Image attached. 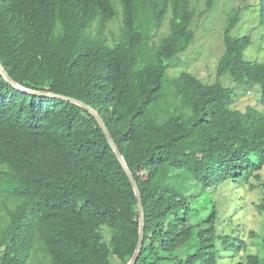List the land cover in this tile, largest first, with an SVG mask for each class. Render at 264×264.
<instances>
[{
    "label": "trees",
    "instance_id": "obj_1",
    "mask_svg": "<svg viewBox=\"0 0 264 264\" xmlns=\"http://www.w3.org/2000/svg\"><path fill=\"white\" fill-rule=\"evenodd\" d=\"M207 1L211 9L215 0ZM262 7L264 14V0ZM195 15L192 0H0L7 73L23 88L95 108L133 173L146 214L137 264H218V242L237 247L217 234L209 197L225 181L259 182L264 216V111L242 112L219 81L228 75L259 86L264 107V62L246 58L250 36L232 35L238 9L227 22L217 82L188 72L171 80V62L195 39ZM117 19L119 35L109 39ZM165 20L168 35L157 42L152 29ZM2 207L0 264H128L138 244L135 191L95 117L21 91L0 73ZM261 233L264 244V220ZM33 252L43 262L33 263Z\"/></svg>",
    "mask_w": 264,
    "mask_h": 264
},
{
    "label": "rangeland",
    "instance_id": "obj_2",
    "mask_svg": "<svg viewBox=\"0 0 264 264\" xmlns=\"http://www.w3.org/2000/svg\"><path fill=\"white\" fill-rule=\"evenodd\" d=\"M115 2L118 4V0ZM262 6L263 0H215L214 6L210 9L207 0H192V7L196 10L192 26L195 39L185 52L178 55L176 61L171 62L172 66L168 70L170 79L179 77L183 72H188L207 85L217 82V67L224 53L223 37L227 22L231 13L238 9H240V18L232 35L250 36L251 45L246 50V58L264 62ZM120 22V19H117L107 27L105 34L109 39L114 36L118 37ZM169 26V21L165 20L160 29H152L155 41L159 42L161 38L168 35ZM219 81L226 88L234 90L236 108L244 112L251 106L264 111L259 86L248 88L237 85L228 75L221 77ZM159 117H162L160 119L162 120L165 114H158ZM259 143L264 148V117L259 126ZM260 174L264 178V166ZM259 187L260 183L257 181H252L251 184L225 181L209 191L210 200L217 202L216 206L219 211L217 234L229 236L237 246L226 250L223 243L218 242V264H248L246 260L249 255L264 257L263 234L261 233L264 216L256 207L263 196ZM5 212L2 207L1 216H4ZM42 257V252H33L31 261L41 263L43 262Z\"/></svg>",
    "mask_w": 264,
    "mask_h": 264
},
{
    "label": "water",
    "instance_id": "obj_3",
    "mask_svg": "<svg viewBox=\"0 0 264 264\" xmlns=\"http://www.w3.org/2000/svg\"><path fill=\"white\" fill-rule=\"evenodd\" d=\"M0 73L4 76V78L15 88L24 91L26 93L32 94V95H36V96H43V97H51V98H56V99H61V100H65L71 103H74L76 105H78L79 107L83 108L84 110L88 111L89 113H91L95 119L98 121L107 141L108 144L110 145L111 149L113 150L116 158L118 159L120 165L123 167L134 191H135V195L137 197V201H138V211H139V223H140V228H139V239H138V244L135 250V253L133 255V257L130 259V261L128 262V264H137L138 259L141 255V252L143 250L144 247V239H145V227H146V214H145V209H144V205H143V199H142V194L141 191L139 189L138 183L133 175V173L131 172V170L129 169L127 162L125 160V158L123 157L112 133L110 132L109 128L107 127L104 119L100 116V114L98 113V111L93 108L91 105L86 104L85 102L72 98V97H68V96H64L61 94H55V93H51V92H44V91H34V90H30V89H26L23 88L22 86H20L5 70V68L1 65L0 63Z\"/></svg>",
    "mask_w": 264,
    "mask_h": 264
}]
</instances>
